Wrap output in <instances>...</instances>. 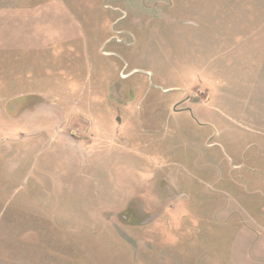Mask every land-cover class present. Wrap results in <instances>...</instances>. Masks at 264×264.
<instances>
[{
  "label": "rangeland",
  "instance_id": "374dc122",
  "mask_svg": "<svg viewBox=\"0 0 264 264\" xmlns=\"http://www.w3.org/2000/svg\"><path fill=\"white\" fill-rule=\"evenodd\" d=\"M0 264H264V0H0Z\"/></svg>",
  "mask_w": 264,
  "mask_h": 264
}]
</instances>
